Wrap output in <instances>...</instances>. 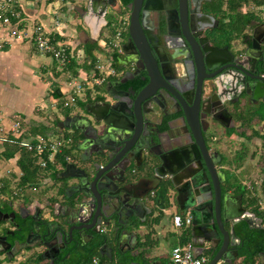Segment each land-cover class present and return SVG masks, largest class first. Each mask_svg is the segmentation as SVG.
I'll return each instance as SVG.
<instances>
[{
    "label": "flooded vegetation",
    "instance_id": "flooded-vegetation-1",
    "mask_svg": "<svg viewBox=\"0 0 264 264\" xmlns=\"http://www.w3.org/2000/svg\"><path fill=\"white\" fill-rule=\"evenodd\" d=\"M109 8L125 22L120 51L110 55L115 73L96 87V94L80 99L75 112L58 120L62 133L76 140L71 160L23 205H15L18 199L0 204L7 214L1 223L7 226L0 227V257L24 254L15 264H76L98 252L119 263L139 256L138 234L150 218L160 222L167 216L171 224L173 214H189L186 228L200 242L214 235L221 212L224 227L237 235L228 245L229 256L238 259L247 236L236 230L264 227L255 205V194L264 191V19H252L239 32L229 27L235 14L226 11V0H143L137 41L142 58L130 42L133 0L127 5L117 0ZM109 22L110 27L114 23L107 19L105 27ZM91 38L86 33L83 43ZM156 69L159 79L154 80L150 71L156 74ZM105 102L115 109L103 111ZM92 112L117 124L105 138L106 124L96 123ZM98 126L101 138L95 134ZM137 140L142 153L133 158L129 147ZM164 159H171L158 170L165 176L147 168L149 160L162 165ZM67 165L76 169L66 170ZM140 179L132 192L146 193L144 213L164 187L171 206L158 207V212L151 207L144 221L127 204L111 219L110 210L105 216L97 207L98 194L110 202V193L118 194L123 186L131 190L127 184ZM245 215L254 220L253 227ZM220 246L216 237L207 241L208 260Z\"/></svg>",
    "mask_w": 264,
    "mask_h": 264
},
{
    "label": "built area",
    "instance_id": "built-area-1",
    "mask_svg": "<svg viewBox=\"0 0 264 264\" xmlns=\"http://www.w3.org/2000/svg\"><path fill=\"white\" fill-rule=\"evenodd\" d=\"M35 2L28 0L26 7L22 5L20 0H0V30L4 34L3 41L7 40H21L22 42H28L38 50L51 55L55 60L60 62V65L71 62V58H76L78 53L83 56V60H86V53L83 50H76L79 44H75L74 41L66 36L64 33L63 21L58 17L57 8L59 7L58 1L54 0L48 5H45L44 15L55 16L52 18L50 25L47 26L44 22H33L31 14L28 12V8ZM32 7H36L37 4H33ZM119 26L115 27L116 31L110 33L109 38L104 41V45L107 46L110 51V55L114 51H120L122 40V30L125 25L124 18L119 19ZM32 23V27L29 28L28 23ZM114 24V23H113ZM62 25V27H61ZM104 45H100L103 49ZM106 49V48H105ZM96 53V52H95ZM102 51L100 50L97 56V62L90 71L81 69V73L78 76H74L66 84L65 89L61 90L64 94L60 106L63 109H70L76 106L81 97L86 95L87 91L96 88L100 84L104 83L111 75L115 73V70L110 67V64L105 66L99 61V56ZM110 60V57H109ZM58 101H54L57 104ZM10 120L8 116L0 109V154L6 150L7 145H15L24 148L35 156L37 159V165L46 168L48 165L56 166L63 163L59 156L63 157L65 161L71 160L70 154H65V150L71 148L73 141L70 136L61 134L64 138H52V136L37 135L29 133L28 128L22 124L21 120ZM27 131V133H26ZM7 161V160H6ZM4 170H0V174ZM22 174V171H21ZM4 176V175H2ZM3 183L0 182V189ZM22 189L16 188L13 192ZM191 217L189 214L175 213L172 217V223L178 234V239L182 237L184 229L190 224ZM178 240V241H179ZM170 264H207L208 256L198 254L192 240L186 242H178L172 249L170 255ZM88 264H108L102 262L99 256H94L91 262ZM226 264V263H221ZM237 264H244L239 261ZM257 264V262H256Z\"/></svg>",
    "mask_w": 264,
    "mask_h": 264
},
{
    "label": "rangeland",
    "instance_id": "rangeland-1",
    "mask_svg": "<svg viewBox=\"0 0 264 264\" xmlns=\"http://www.w3.org/2000/svg\"><path fill=\"white\" fill-rule=\"evenodd\" d=\"M33 1V0H32ZM50 1V0H49ZM53 1V0H51ZM227 1V0H226ZM20 2H22V5L24 7L27 8V4H28V0H20ZM65 2H69L67 6H64L63 3ZM59 3V7L57 8V12H58V17L61 18V20L63 21V27H64V33L66 34V36H69L70 39L72 41L75 42V44L79 43L78 47L76 48V50L80 51L83 50V40L86 37V33H89V29L88 27L84 24L83 19H82V14H83V10L86 8L87 5V0H60ZM44 5V3H43ZM43 5H38L37 9L38 11L40 10V12L43 11ZM30 8H28L29 10ZM243 12L246 11H252L255 14H258L261 17H264V5L261 7H258L253 0H251L249 2V4L244 5L242 8ZM39 12V13H40ZM120 12L115 10V9H111L109 8L108 14H107V19H109V21L111 20L112 22H114V24L110 27V25H108L107 27H104L101 31V35L98 38V44L99 45H104V41L109 38L110 33H112V30L119 26L120 23ZM51 18H54L55 16H50ZM44 24H46L47 26L50 25V22L48 21V17L43 19ZM111 22V23H112ZM29 28L32 27V23L29 22L28 23ZM111 37V36H110ZM92 39V38H91ZM24 42V41H23ZM28 44V43H27ZM100 46V47H101ZM105 46V45H104ZM106 48V49H105ZM105 48L103 49L101 47V55L99 56L101 59H99V61L101 63H103L105 66H107V64H110V51L111 49H109L107 46H105ZM30 55L32 56L33 60L36 61L37 65H46L47 66V70L46 71H41L40 69L34 68V72L35 75H32L33 79L28 81H26V79L24 78H13L12 81H10V78L8 76V74H0V77L2 78V80L7 81L6 82V88L2 89L4 92L8 90L7 93H3L0 101H4L5 105L11 104L9 107H15L17 104V107H20V109H17L18 112L15 115V117L18 116V118H15L14 116H10L8 117L10 120L15 121L14 119L17 120H21L22 124L27 123V127H31L32 125L35 126H39L40 124H47L50 125V129H49V136H52V138H58L59 136L64 138L61 134L63 133H58L55 130V126L58 122V120L60 118H63V116L68 112V109H63L60 106V101H58L57 99L53 98V90L55 89L53 85L51 84V81H55L57 82L58 79L60 81H62V85L68 83L69 80H71L72 77H74L75 75L69 71L67 68L63 69V66L60 65V62L55 60L51 55L46 54L40 50H38L36 47L33 50L29 51ZM100 53L99 51H96V55ZM19 59H16L13 56V62L14 61H18ZM24 64L27 63V60H24ZM83 56L80 55L78 53V55H76V63H83ZM21 60L18 61V65H20ZM55 63H57V67L55 66ZM29 64V63H27ZM54 66H55V70L59 71V76L55 75L54 73ZM32 67V66H31ZM33 68V67H32ZM20 70V69H18ZM81 73V70H80ZM17 74V73H16ZM3 76V77H2ZM0 78V79H1ZM9 79V81H8ZM9 82V83H8ZM12 83V88H14L13 90L9 89V84ZM8 86V87H7ZM16 88V89H15ZM17 90V91H15ZM24 91V93H23ZM2 93V91H0ZM16 92V94H15ZM98 92V88H93L90 91L87 92V94L89 93H93L96 94ZM85 97V96H84ZM37 98V99H34ZM35 100L34 103V114H31L28 112L27 115L23 114V112L26 109L27 106V102H30L31 104H33V101ZM58 101L57 104H54V101ZM18 102V103H16ZM8 103V104H7ZM32 106V105H31ZM75 110V108H72L70 110V112H73ZM22 115V116H21ZM29 118H30V122L29 123ZM26 126V124H25ZM66 133V131H65ZM59 137V138H60ZM16 164H13L10 162V165L8 164V162L4 159L0 157V170H4L2 172V176L0 174V181L2 180L3 182H8V185L10 186L9 188H13L15 185L19 184V182L21 181V176L20 175H16L13 176V173L15 172V168ZM16 179L17 183L14 182V180ZM41 179V178H40ZM41 186V182L40 180L38 181L37 185L34 186L36 189H38ZM15 188V187H14ZM37 192H33L32 193V197L34 195H36ZM10 194V193H9ZM27 195H29V192H27ZM4 197H9L8 199H3L4 203L5 201H9V200H14L13 196H9L6 195ZM255 197L258 199L257 203L255 202V205L257 207L260 208V212L264 213V191L260 190L258 191L257 194H255ZM22 201L23 200H28V196L25 197V194L21 197ZM1 201V200H0ZM1 204V202H0ZM17 204V202H16ZM262 215V214H260ZM264 216V215H262ZM172 224V226H171ZM171 224H167V226H165L163 232H166L167 230H169L171 227L174 229V232L168 237V239H166L167 242H159L155 244V247L150 248L148 251H150L151 253H156L158 255L162 254L165 258H168L170 256V252L171 249L178 243L177 242V236L174 235L175 233V227L173 225V223ZM166 230V231H165ZM2 260V263L0 264H10L11 261H8L7 258H3L0 257ZM25 256L24 254H20L17 257L14 258V260H12V262H17L20 261V259H24ZM260 262V260H258ZM112 264H116L115 262H111ZM258 263V262H257ZM122 264V263H121Z\"/></svg>",
    "mask_w": 264,
    "mask_h": 264
},
{
    "label": "crops",
    "instance_id": "crops-1",
    "mask_svg": "<svg viewBox=\"0 0 264 264\" xmlns=\"http://www.w3.org/2000/svg\"><path fill=\"white\" fill-rule=\"evenodd\" d=\"M30 1H32V0H30ZM44 1H46V0H33V2H35L33 4H37V6L38 5L40 6V5H43ZM56 1L60 2V0H56ZM63 1H66V0H63ZM50 2H52V1L50 0L46 4L48 5ZM68 3L69 2H65V3H63V5L67 6ZM33 4H31L29 6L30 9L28 10V12L31 14V19L33 20V22H35V23H37L39 21L43 22V19L47 18V17H48V21L51 22L52 18L43 14L45 12V10H44L45 6L43 5V7H42L43 11L40 12V10L38 11V9H36V7H32ZM263 5H261V6H263ZM261 6H258V7H261ZM256 15L258 17L264 19V17H261L258 14H256ZM61 27H62V25H61ZM2 38H4V34L0 30V74H6V75L8 74V76L11 77L10 81H12L13 78H15V79L16 78H18V79L19 78H24V79H26V81L28 83V81L33 79L32 75H35V72L33 70L34 68L40 69L41 71L42 70L43 71L47 70V66L46 65H41V66L37 65L36 61L33 60L32 56L29 53V51L35 49V47H33L30 43L22 42L21 40H7V41H3ZM79 43H77V44H79ZM13 56L16 59H19L18 61L21 60L20 65H18V61H14L13 62ZM24 60H27V63H29V64H27V63L24 64V62H25ZM55 66L56 67L58 66L57 63H55ZM55 66L53 68L55 75H57V76L61 75V74H59V71L55 70ZM18 69H20V70H18ZM8 81H9V79H8ZM6 82L7 81L2 80V78L0 79V91H2V93L0 92V99H1V97L3 95V93H7L8 92V90L5 91V92L2 90L4 88H6ZM57 84H58V86L60 87L61 90H63V89L66 90L65 89V87H66L65 84L62 85V81H60L59 79L57 81ZM8 86H9V89H11V90L14 89V88H12V83H10ZM15 91H17V90H15ZM87 92H86L85 97L84 96L81 97V100L84 101L85 98L87 96H89V93L87 94ZM23 93H24V91H23ZM15 94H16V92H15ZM34 99H37V98H34ZM16 103H18V102H16ZM34 103H35V100L33 101V104H31L30 102H27V106H26L27 110H25L23 112V114L27 115L28 112L30 114H31V112H32V114H34V109H33ZM10 105L11 104L5 105L4 101H2V100L0 101V109L4 112V114L6 116H8V117H10L11 115L15 117V115L18 112L17 109H20V107H17V104H16L15 107H9ZM73 108H75V110L73 111V112H75L77 110V107L75 106ZM67 113H70V112H67ZM15 118H18V116L15 117ZM30 121L31 120L29 118V123H31ZM4 152L5 151H3L0 154V157L4 158L5 160H7L9 165H10V162L13 163V164H16V167H15L16 169H15V172H14L15 176L18 174L21 177H23L24 176V172L20 169V166L18 165V156H14V157H12L10 159L9 158L7 159L4 156ZM73 152L74 151H73V148H72L71 154H70L71 157L73 156ZM66 163H68V161H64L63 163L57 164L56 166H53V165H51V166H53V171H57V170L63 168L64 165H66ZM21 171H22V174H21ZM52 177H53L52 170H50L49 172L43 171L42 174H41V179H40V182H41V186L40 187H44L45 185H48V183L50 182ZM2 180L0 182L3 183ZM14 182L17 183L16 179L14 180ZM3 185H4V183H3ZM36 185L35 184L32 185L31 183H28L27 187L18 188L17 187L18 184H17V185L14 186L15 188L14 187L13 188H8L7 187L5 193H2V190H3V186H2V188L0 189V200H1L0 202L4 203V200L9 198V197H4V196L9 195L10 197L13 196L14 200L18 199L16 202H19V203H21V205H23L22 203L26 202L27 200H23L22 201L21 197L24 194H25V197H27V196L29 197L33 192H35L36 188L34 186H36ZM16 188L22 189V190L21 191H17V193L14 194L13 192L15 191ZM27 192H29V195H27ZM156 195H157V191L155 192V197H153V200L151 202H149L148 204H146L147 205V208H146L147 210H146V213H144V214L149 215L150 212L152 211L151 207H153L154 210L157 211V212L159 211L158 207L159 208L162 207V206H158L156 204ZM11 202H13V200L12 201L11 200H9V201L7 200V201H5V204L11 203ZM15 205H16V203H15ZM161 217H162V215L160 216V218ZM172 217H171V221H170L171 223H172ZM150 219L151 220H149V222H150L149 225L148 226L144 225L142 227V230L139 231V234H138L139 246L141 248H143V250H145L146 252H144V255H140L139 254L138 257H136L137 255H135L136 258L134 256H133V258L135 260L141 262V263H144V262L148 261L149 263H152V264H170V260H171L170 257L171 256H169L168 258H165L162 254L158 255L156 253H151L150 251H148L150 248L155 247L156 243L167 242L166 239H168V237L170 235V232H169V230H167V231L165 230L166 232H163V230H164L165 226H167V223H168L169 219H168L167 216L163 217L160 222H158V219H157V221L154 220V218H150ZM5 226H7V224H0L1 228L5 227ZM174 235L177 236V242H178V240H179L178 239V234L175 232ZM94 253H98V252H94ZM170 255H171V252H170ZM95 256H99L101 260H102V258H104L105 261H103V262H105V263L112 264L111 262H113V261H108L104 256H102L99 253H98V255L95 254ZM12 260H14V258ZM12 260H11L10 264H15L16 262H12ZM115 263L116 264H121V262H119V263L115 262ZM232 264H233V262H232Z\"/></svg>",
    "mask_w": 264,
    "mask_h": 264
},
{
    "label": "water",
    "instance_id": "water-1",
    "mask_svg": "<svg viewBox=\"0 0 264 264\" xmlns=\"http://www.w3.org/2000/svg\"><path fill=\"white\" fill-rule=\"evenodd\" d=\"M143 0H133V8H132V13H131V22L129 25V31H130V42H132V44L136 45L137 49H138V53L139 55L141 54V56L143 55V49L140 47V45L137 43L138 41V36H139V18H138V8L141 5ZM117 5V0H88L87 1V5L86 8L83 10V14H82V19L84 24L88 27L89 32L91 37L93 38L94 41H97L99 36L101 35V31L102 29L107 25V19H106V13H107V9L112 6L115 7ZM255 46H258L256 44H254ZM143 58V56H142ZM150 69V68H149ZM156 74L152 73L150 71V74L152 76V78L155 79H159V71L158 69L155 70ZM105 106L102 107L103 111H110V109H115V105H111L110 103H103ZM136 109V107H135ZM94 115V112H92ZM69 118V117H68ZM69 119H76V117H72ZM94 121L97 122H102L104 124H106L107 128L104 132V135H102L103 138H105V136L108 134L109 127H116L117 124H114L110 121V116L107 118H98L94 115ZM88 124H91V121L87 120ZM62 121H59L57 124V132L62 133L64 127L62 126ZM67 127H69V124H66ZM81 127L79 124L76 125V127ZM94 129V128H93ZM95 134L101 138L98 134V132L101 130V127H95ZM68 135V134H67ZM196 140L201 143V141L203 140V138L198 134H196ZM73 141V145L75 144L76 140L71 138ZM140 141L137 140L135 143H133L130 147L129 150L131 151V156L133 158H136L138 154H141V146L139 145ZM117 159L116 163L118 162ZM171 159L166 162V160H163L162 165H157L153 160H149L147 162V168H152L157 175H159L160 177L165 176L158 174V170L160 168H162L163 166L166 167L168 164H170ZM166 163V164H165ZM74 170L76 169L74 165H67L66 170ZM111 172V170H110ZM76 174L74 173H70V174H66L65 176H75ZM101 179L100 175L98 174L95 178V183ZM110 180L112 181V179L110 178ZM126 181V179L123 180V182ZM142 181V179H140L137 183H128V186H131L132 189H126V186H123L116 194L112 196V194L110 193V202H107L106 200L102 199L99 194L97 197V207L103 209V214L105 216H108L109 214V210H110V219H111V215L120 207L125 208L126 204L130 207L135 208V215L137 216H141L142 217V221H144L145 219V215H144V208H142L145 203L143 201L144 196L146 195V193L144 194H134L132 192L133 188H136L138 186V184ZM152 189V188H151ZM121 193V194H119ZM133 193V194H132ZM171 198V197H170ZM179 203L181 205V207H183L182 202H180L181 199V193L179 192V195L177 196ZM132 200V202H130ZM74 208V207H73ZM143 210V215L142 213H140ZM140 211V212H139ZM11 215L14 217L15 213L12 212ZM223 214H221V212H218V216H217V222H218V227H216L215 225H213V230H214V235L212 237H207L204 238L203 240H201L200 242L195 241L194 238L191 239L196 251L198 252V254H203L205 253L207 255V248H206V244L207 241L211 242L213 241V239L216 237L217 238V245L221 244L220 248L218 249V251L216 252V254H214V256L208 260L207 264H221V263H227V264H232V262L235 260V256H229V252L230 249L228 248L229 243L231 242V239L234 237H237L235 231L233 228H231L230 230H227L224 225V219H223ZM7 214H4L3 211L0 210V220H4L6 219ZM226 217V215H225ZM226 219V218H225ZM245 219L249 224L250 227H253L254 225H252L249 216L245 215V217L243 218ZM6 237H3V239L5 240ZM144 252H146L145 250H142L140 255H144ZM264 254V252H263ZM208 256V255H207ZM123 263L125 264H152L149 263L148 261L141 263L135 259H126V260H122Z\"/></svg>",
    "mask_w": 264,
    "mask_h": 264
},
{
    "label": "trees",
    "instance_id": "trees-1",
    "mask_svg": "<svg viewBox=\"0 0 264 264\" xmlns=\"http://www.w3.org/2000/svg\"><path fill=\"white\" fill-rule=\"evenodd\" d=\"M124 5H127L130 0H122ZM251 0H227V10L235 15L231 16V25L229 26L233 30H239L243 31L247 27V25L250 23L252 19L257 18L258 16L255 15L252 11H246L245 13L242 11V7L244 5L249 4ZM49 0L44 1V6L46 3H48ZM253 2L257 6H261L264 4V0H253ZM110 25V22H109ZM116 31V28L112 30L114 33ZM84 48V51L86 53V60L79 64L76 63V58L72 57L71 62L66 63L63 65V69L67 68L69 71H71L75 76H78L80 73V70L90 71L95 63L97 62V56L95 55L96 51L101 50L100 45L98 44V41H90L86 42L82 45ZM54 86L53 90V98L57 99L58 101H62V98L64 94L62 93L60 87L58 86L57 82L51 81V84ZM80 101V100H79ZM72 108L68 109V112H70ZM24 124V123H23ZM26 124V126H25ZM25 128L27 127V123H25ZM28 128V127H27ZM50 125L47 124H40L39 126L32 125L28 128V132L33 134L34 137L37 135H44L47 136L49 133ZM56 130V129H55ZM26 131V133H27ZM57 131V130H56ZM73 148V145L71 148L65 150V154H71V150ZM4 156L8 159L18 156V165L20 166V169L24 172V176L21 177V181L18 184V188L21 187H27L28 183H31L32 185H36L38 181L41 178V174L43 171L49 172L52 170V173L54 174L55 171H53V166L48 165L46 168H42L37 165L36 158L33 156L32 153L25 150L24 148L18 146V144L15 145H7V148L4 152ZM59 158L64 162L65 159L61 156ZM13 176L15 174L13 173ZM3 190L2 193H5L6 188H9L8 182H3ZM257 199V198H255ZM254 198L251 200V202H255ZM258 200V199H257ZM156 204L158 206L162 207H169L171 206V199L170 195L166 189V187L161 188L157 191L156 195ZM258 208V207H257ZM257 212L264 215V213L260 212L257 209ZM261 215V216H262ZM264 218V216H263ZM3 223L2 220H0V224ZM241 235L247 236V241L244 250L241 251L238 259L233 261V264H237L239 261H241L244 264H264V227L259 229L251 230L247 225L244 227H241L240 229L236 230ZM191 240L189 230L187 228L184 229L182 233V237L178 242H186ZM250 248V250H249ZM95 254L98 255V253H91L87 257H81L79 261L76 262V264H87L91 262L92 257L95 256ZM262 254V255H261ZM8 261H11V258H7ZM79 260V259H78ZM260 260V262L258 261ZM105 261L104 258H102V262ZM0 263H2V260H0ZM122 264H125L121 261ZM17 264H26V262H20Z\"/></svg>",
    "mask_w": 264,
    "mask_h": 264
},
{
    "label": "clouds",
    "instance_id": "clouds-1",
    "mask_svg": "<svg viewBox=\"0 0 264 264\" xmlns=\"http://www.w3.org/2000/svg\"><path fill=\"white\" fill-rule=\"evenodd\" d=\"M78 103V102H77ZM77 105V104H76Z\"/></svg>",
    "mask_w": 264,
    "mask_h": 264
}]
</instances>
